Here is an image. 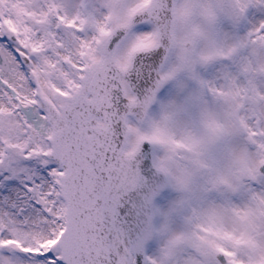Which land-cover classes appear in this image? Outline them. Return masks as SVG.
Masks as SVG:
<instances>
[{
  "label": "snow or ice",
  "instance_id": "snow-or-ice-1",
  "mask_svg": "<svg viewBox=\"0 0 264 264\" xmlns=\"http://www.w3.org/2000/svg\"><path fill=\"white\" fill-rule=\"evenodd\" d=\"M0 264H264V0H0Z\"/></svg>",
  "mask_w": 264,
  "mask_h": 264
}]
</instances>
